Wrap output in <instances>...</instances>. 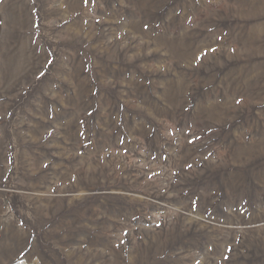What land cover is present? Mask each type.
I'll list each match as a JSON object with an SVG mask.
<instances>
[{"label":"rangeland","instance_id":"rangeland-1","mask_svg":"<svg viewBox=\"0 0 264 264\" xmlns=\"http://www.w3.org/2000/svg\"><path fill=\"white\" fill-rule=\"evenodd\" d=\"M264 264V0H0V264Z\"/></svg>","mask_w":264,"mask_h":264},{"label":"bare ground","instance_id":"bare-ground-1","mask_svg":"<svg viewBox=\"0 0 264 264\" xmlns=\"http://www.w3.org/2000/svg\"><path fill=\"white\" fill-rule=\"evenodd\" d=\"M17 264H24V262L20 261V262H19V263H17Z\"/></svg>","mask_w":264,"mask_h":264}]
</instances>
